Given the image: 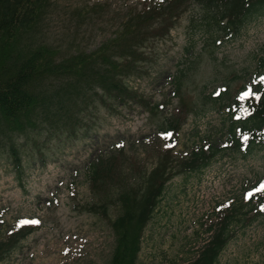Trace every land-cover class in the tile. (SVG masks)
<instances>
[{
	"label": "rangeland",
	"instance_id": "rangeland-1",
	"mask_svg": "<svg viewBox=\"0 0 264 264\" xmlns=\"http://www.w3.org/2000/svg\"><path fill=\"white\" fill-rule=\"evenodd\" d=\"M159 1L52 0L35 43L53 45L60 58L93 51L114 36L130 10L140 12ZM201 15V8L190 4L169 35L147 42L141 73L126 81L152 105H161L159 116L137 103L116 105L115 110L92 106L78 112L82 124L75 135L43 129L19 136L20 169L7 146H0V235L19 225L36 227L0 264L108 263L114 234L107 220L82 208L96 200L87 180L89 163L123 147L129 157L123 165L126 177L130 184L138 183L136 177L155 165L158 151L169 148L158 126L183 107L175 89L182 74L189 110L174 154L184 157L204 143L227 147L228 115L218 97L225 89L233 97H247L246 91L254 92L263 78L264 15L230 38H213ZM260 182L264 150L248 157L219 151L203 171L175 176L146 228L137 264L191 263L205 243L204 230L216 207L249 201ZM111 209V217L116 216ZM218 264H264V216L235 229Z\"/></svg>",
	"mask_w": 264,
	"mask_h": 264
},
{
	"label": "trees",
	"instance_id": "trees-1",
	"mask_svg": "<svg viewBox=\"0 0 264 264\" xmlns=\"http://www.w3.org/2000/svg\"><path fill=\"white\" fill-rule=\"evenodd\" d=\"M51 2L0 0V146H7L19 169V136L43 129L75 135L82 124L78 112L92 106L115 110L116 105L137 103L152 116H159L161 105H152L126 81L141 73L139 62L148 59L143 51L147 42L166 36L190 4L201 8L202 20L213 38L233 37L252 19L264 15V0H164L140 12L130 10L114 36L97 49L60 58L53 45L35 43ZM259 68L264 71V57ZM185 77L182 74L175 79L176 95L183 107L158 126L166 134L169 148L158 151L155 165L140 172L138 183L130 184L126 177L123 165L129 157L123 147L101 154L88 166L87 180L96 200L82 208L107 220L114 234L115 246L107 264H137L146 228L176 175L203 171L219 151L248 157L264 150L263 75L247 97H233L229 89L218 97L222 98L220 109L228 115L226 148L198 144L186 156L177 157L172 145L189 110L182 95ZM256 188L249 201L241 199L219 210L216 207L204 230L208 234L205 243L189 264H218L235 229L264 216V183ZM111 207L117 213L114 217ZM35 230L34 226L22 225L6 236L0 235V260Z\"/></svg>",
	"mask_w": 264,
	"mask_h": 264
}]
</instances>
